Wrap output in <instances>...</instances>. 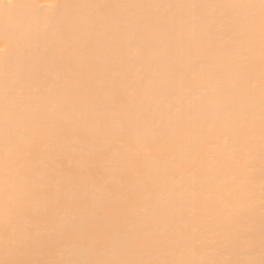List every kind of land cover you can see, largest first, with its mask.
Segmentation results:
<instances>
[{
    "label": "bare ground",
    "instance_id": "6f19581e",
    "mask_svg": "<svg viewBox=\"0 0 264 264\" xmlns=\"http://www.w3.org/2000/svg\"><path fill=\"white\" fill-rule=\"evenodd\" d=\"M0 264H264V0H0Z\"/></svg>",
    "mask_w": 264,
    "mask_h": 264
}]
</instances>
